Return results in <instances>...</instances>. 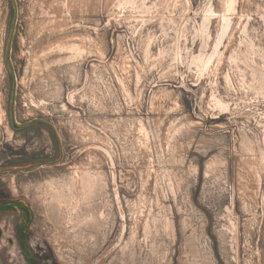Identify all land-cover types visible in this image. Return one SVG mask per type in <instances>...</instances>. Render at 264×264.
<instances>
[{
    "label": "rangeland",
    "instance_id": "374dc122",
    "mask_svg": "<svg viewBox=\"0 0 264 264\" xmlns=\"http://www.w3.org/2000/svg\"><path fill=\"white\" fill-rule=\"evenodd\" d=\"M15 2L32 124L0 0V203L42 264H264V0Z\"/></svg>",
    "mask_w": 264,
    "mask_h": 264
},
{
    "label": "flooded vegetation",
    "instance_id": "af4514ba",
    "mask_svg": "<svg viewBox=\"0 0 264 264\" xmlns=\"http://www.w3.org/2000/svg\"><path fill=\"white\" fill-rule=\"evenodd\" d=\"M36 123H37V121H36ZM12 201H23V200H20V199L4 200L2 203H0V205L8 204ZM23 202L26 203L25 201H23ZM8 214H12L13 218H12V220L8 219L4 225L2 223H0V240L2 239L3 236L4 237L6 236L7 242L9 245L10 244L13 245L14 242H16L21 247V249L23 251V255H24V258L26 261L25 264H42V262L38 258L39 256L36 253L34 254L32 252L33 248L29 242L30 229H31L33 217H32V221L30 222L29 219H30L31 215L27 211H25L24 209L17 208L16 210H12L10 212H5V213L0 212V218L6 216ZM11 223L16 225V236L17 237L15 238V240H14V236H12V234L9 233V232H11V229L9 227V226H11ZM26 227H28V228H26ZM5 233H6V235H5ZM24 240L27 241L26 247L24 244Z\"/></svg>",
    "mask_w": 264,
    "mask_h": 264
},
{
    "label": "water",
    "instance_id": "95a60500",
    "mask_svg": "<svg viewBox=\"0 0 264 264\" xmlns=\"http://www.w3.org/2000/svg\"><path fill=\"white\" fill-rule=\"evenodd\" d=\"M12 1L14 3V20H13V26H12V29H11L9 44H8V47H7V50H6V60H7L8 67H9V69L11 71V77H12V83H13L12 94H11L10 119H11L12 126L14 128L21 129V128H25V127L29 126L31 123H28L27 125L20 126V125H18L16 123L15 116H14V104H15V99H16V74H15V71H14L11 63H10V59L9 58H10L12 40H13V36H14L15 22H16V19L18 17V9L16 7L15 0H12ZM37 122L43 123L44 121L43 120H39ZM17 208H21V209H24L25 211H27L31 215L29 221L30 222L32 221V217H33L32 209H31V207L28 204L24 203L23 201H12V202H10L8 204L0 205V212L1 213L10 212L12 210H16ZM26 228H28V227H26ZM24 244H25V247H26L27 246V241L26 240H24Z\"/></svg>",
    "mask_w": 264,
    "mask_h": 264
}]
</instances>
